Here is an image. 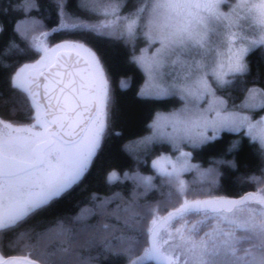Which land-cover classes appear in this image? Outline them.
I'll list each match as a JSON object with an SVG mask.
<instances>
[{
  "label": "snow or ice",
  "instance_id": "snow-or-ice-1",
  "mask_svg": "<svg viewBox=\"0 0 264 264\" xmlns=\"http://www.w3.org/2000/svg\"><path fill=\"white\" fill-rule=\"evenodd\" d=\"M256 49L264 0H0V264H264ZM133 107L147 131L123 139ZM233 172L254 190L226 194ZM93 175L74 215L21 227Z\"/></svg>",
  "mask_w": 264,
  "mask_h": 264
},
{
  "label": "trees",
  "instance_id": "trees-1",
  "mask_svg": "<svg viewBox=\"0 0 264 264\" xmlns=\"http://www.w3.org/2000/svg\"><path fill=\"white\" fill-rule=\"evenodd\" d=\"M85 15L87 16L86 13ZM104 43L108 46L110 53L117 59H121L126 52L125 46L121 40L104 41ZM248 59L252 65L253 71H255L258 66L264 68V59H262L259 49L253 50L249 54ZM133 75L135 78L133 88H135L136 84L142 82V74L138 69H135L133 71ZM118 95L122 100H124L131 97L132 93L118 92ZM173 105L174 101H169L167 103L160 104L159 107L163 111H168ZM147 110L148 108L146 107L144 113H139L135 107L132 108L129 122L123 126V139H131L134 136L141 135L147 131V129L144 127V115L147 113ZM3 111V108L0 107V113ZM123 139L112 141L105 153V158H110L108 159V163L112 164L113 166L124 167L131 163V157L121 149ZM248 151V148L245 147L239 154L240 158L243 159ZM212 154L213 150L211 149L200 154V158L204 163V166H207L206 158ZM223 183V191L226 194H238L242 191L254 190L252 185L249 182H244L239 173L236 172L225 176ZM84 185L86 186H82L84 187V190H81V188H75L69 196L60 200L51 208L40 212L36 217L25 222L21 227L24 229L34 228L39 230L40 228L46 227L47 223L57 216L74 215L79 210L78 205L88 202L87 198L89 192L97 190L103 191L102 183L94 175L85 180Z\"/></svg>",
  "mask_w": 264,
  "mask_h": 264
},
{
  "label": "rangeland",
  "instance_id": "rangeland-1",
  "mask_svg": "<svg viewBox=\"0 0 264 264\" xmlns=\"http://www.w3.org/2000/svg\"><path fill=\"white\" fill-rule=\"evenodd\" d=\"M138 46H142V41L138 44ZM161 111H163V110H161ZM164 112H167V111H164Z\"/></svg>",
  "mask_w": 264,
  "mask_h": 264
},
{
  "label": "flooded vegetation",
  "instance_id": "flooded-vegetation-1",
  "mask_svg": "<svg viewBox=\"0 0 264 264\" xmlns=\"http://www.w3.org/2000/svg\"><path fill=\"white\" fill-rule=\"evenodd\" d=\"M27 222V221H26Z\"/></svg>",
  "mask_w": 264,
  "mask_h": 264
}]
</instances>
